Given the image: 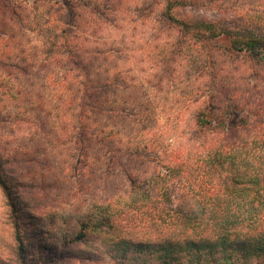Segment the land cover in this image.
<instances>
[{
  "label": "trees",
  "instance_id": "obj_1",
  "mask_svg": "<svg viewBox=\"0 0 264 264\" xmlns=\"http://www.w3.org/2000/svg\"><path fill=\"white\" fill-rule=\"evenodd\" d=\"M4 125L74 143L93 195L71 242L93 235L118 264H263L264 0H0ZM10 147L15 208L1 151L31 152ZM113 167L125 188L100 196Z\"/></svg>",
  "mask_w": 264,
  "mask_h": 264
},
{
  "label": "rangeland",
  "instance_id": "obj_2",
  "mask_svg": "<svg viewBox=\"0 0 264 264\" xmlns=\"http://www.w3.org/2000/svg\"><path fill=\"white\" fill-rule=\"evenodd\" d=\"M185 11L212 20L232 17L207 6H190ZM8 128L6 125L0 128L5 133L0 146L10 144L12 150L19 147L31 153L16 159L12 152L1 151L8 176L13 179L16 207L10 206L0 189V264H118L110 258L107 245L93 235L85 243L71 242L68 236L78 230L77 218L83 211L81 201H90L93 195L89 187L81 186L77 165L71 169L74 143L63 145L53 140L47 151L44 145L37 147L38 143L28 140L23 129ZM45 159L49 160L51 170L40 175ZM33 169L37 174H32ZM106 171L99 177L108 189L101 191L100 196H107L116 188L121 191L126 185L115 167L111 174ZM123 223L128 225L127 220ZM17 234L23 238L22 244Z\"/></svg>",
  "mask_w": 264,
  "mask_h": 264
}]
</instances>
